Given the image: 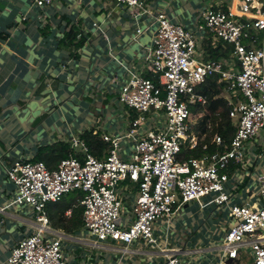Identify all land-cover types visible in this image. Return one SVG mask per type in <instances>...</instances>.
<instances>
[{
  "label": "built area",
  "instance_id": "1",
  "mask_svg": "<svg viewBox=\"0 0 264 264\" xmlns=\"http://www.w3.org/2000/svg\"><path fill=\"white\" fill-rule=\"evenodd\" d=\"M56 1L31 0L29 9ZM112 1L126 6L134 19L152 14L145 0ZM154 19L156 28L141 65L152 78L129 72L116 93L120 104L138 114L122 136L133 143L129 157L121 156L122 137L101 133L107 145L103 159L71 136L69 147L81 153L82 160L71 155L49 170L41 161L18 159L5 169L14 194L0 210L27 207L37 223L32 234L14 244L8 264H109L105 252L81 254L78 260L66 249L67 240L120 253L111 264H121L138 252L136 245L158 248L161 237L166 245L168 226H155L157 238L154 224L163 219L174 226L178 210L191 203L199 209L213 206L210 215L217 216L218 210L228 219L218 228L223 237L214 241L219 264L236 260L243 248L250 251L252 264H264V0H239L235 11L210 4L194 30L171 23L163 13ZM204 42L212 49L229 50V57L205 60ZM211 75H218L217 84H223L220 97L226 101L234 134L226 142L214 133L201 146L199 158L179 161L182 147L193 150L200 144L194 128L206 114L207 101L196 90ZM193 108L200 112L193 114ZM206 130L212 131L210 120ZM209 145L212 153H207ZM128 190L134 193L126 202L121 193ZM72 192L82 193L83 208V233L74 239L52 230L45 211L48 203ZM176 252L159 249L158 263L189 264Z\"/></svg>",
  "mask_w": 264,
  "mask_h": 264
},
{
  "label": "crops",
  "instance_id": "2",
  "mask_svg": "<svg viewBox=\"0 0 264 264\" xmlns=\"http://www.w3.org/2000/svg\"><path fill=\"white\" fill-rule=\"evenodd\" d=\"M30 1L0 0V209L14 194V185L8 181L5 169L16 160L34 162L40 156L45 166L53 170L60 160V145L70 150L69 156L82 160L81 153L71 151L68 139L76 136L84 142L85 133L105 144L106 147L94 155L103 159L107 145L100 134L122 137L130 128L138 114L120 104L116 93L129 78V72L152 78L149 72L141 70V65L156 28V13H163L171 23L186 30H194L201 24L204 8L211 4L233 11L239 0H145L152 14L137 19L130 15L126 6L112 0H58L43 9H29ZM93 23L98 27H93ZM136 29L141 33L136 34ZM71 31L75 32V41L83 39L82 45L67 46L65 41ZM207 57L206 51L204 59ZM198 111L193 108V114ZM206 116L207 113L195 123L199 143L208 132L206 122L205 132H202L201 122ZM120 146L121 156L128 158L133 147L131 139L122 137ZM132 193L134 190L121 193L124 201L128 202ZM243 198L241 196V200ZM51 208L49 203L45 207L47 217ZM67 211L71 214V210L64 212V217L68 218ZM49 222L52 230L71 239L83 233L82 227L76 233H66L55 229L50 219ZM36 225L27 207L0 210V264H8L14 244L32 234ZM197 228L185 229V241L180 237L169 238L162 248L176 250L177 257L189 264H219L220 252L214 234L208 235L211 240L208 246H189L196 241L195 234L207 235L196 232ZM65 244L78 260L81 254L87 255L78 248L87 244L79 245L74 240H67ZM109 253L104 260L111 264L115 256ZM159 258L156 249L138 250L123 262L160 264ZM229 261L226 264H236L238 258Z\"/></svg>",
  "mask_w": 264,
  "mask_h": 264
},
{
  "label": "trees",
  "instance_id": "3",
  "mask_svg": "<svg viewBox=\"0 0 264 264\" xmlns=\"http://www.w3.org/2000/svg\"><path fill=\"white\" fill-rule=\"evenodd\" d=\"M68 39L65 41L67 46H80L83 44V39H76L74 31L69 32ZM204 48L207 50L208 57L207 60H217L220 58H225L229 55V50L223 51L221 48L212 49L208 42L203 44ZM148 78V77H147ZM218 75H211L206 78L204 83H202L196 90V93L203 96L206 101V110L207 116L202 120V132H205V122L210 120L212 124V131L206 132L205 139L200 142L199 146L196 149L189 150L186 147H182L181 151L177 157L179 161L186 160L188 158H199L204 152L201 150L203 144H208L211 136L214 133L222 136L226 142L229 141L230 137L234 134V128L227 117V106L226 101L220 97L221 88L223 84H217ZM218 114V118L215 116ZM85 144L90 150V153L93 155H98L106 146L104 143L100 142L97 137L91 135L90 133H85L82 136ZM64 149V151H62ZM59 159H65L69 156L70 150L66 146H59ZM214 147L209 145L207 153H212ZM42 159L40 156H37L34 161ZM59 160V161H60ZM51 170V169H49ZM80 193V192H79ZM79 193H70L65 197L61 198L58 202L49 203L51 205V210L48 213V217L51 221L52 226L55 229H61L66 233H76L82 227L81 215H82V206L78 205V200L81 199L82 194ZM68 201V197H70ZM70 209V216L64 217L65 210Z\"/></svg>",
  "mask_w": 264,
  "mask_h": 264
},
{
  "label": "rangeland",
  "instance_id": "4",
  "mask_svg": "<svg viewBox=\"0 0 264 264\" xmlns=\"http://www.w3.org/2000/svg\"><path fill=\"white\" fill-rule=\"evenodd\" d=\"M193 111V109H192ZM263 134V133H262ZM254 178L251 177V179H249L248 181L251 182L253 181ZM257 191V188H254V192ZM242 193H238V196H241ZM246 202L250 203L251 200H249L248 198H246ZM213 206H209L205 209H199L198 206L194 203L188 204L186 207L182 206L177 214L176 217L174 219H172V223L174 224V228H172V226L170 225H166V221L161 219L158 220L153 227V235L155 237L158 238V233L159 231L157 230V228L155 229V226L157 227L160 223V227H165L168 226V233H167V237L168 239L170 238V240H175L176 237H180L182 240H186V234H185V229H191L193 230V227H198L196 229V232L199 231V233L204 232L206 233V237L200 236L198 233L195 234L196 237V241L192 242L189 244L190 247L193 246H200L202 244H205V246L210 245L211 240L208 238L209 234H214L215 236V240H217V238H222L224 235V231H222V229H218L220 226L224 225L225 222L228 221V219H222L221 217L223 216V214H221L218 210L215 211L217 216L213 217L212 215H210V213L213 211ZM227 215V214H226ZM208 219L205 221V218ZM179 220V221H178ZM203 224L200 226V222L203 221ZM205 229V231H203ZM162 231V230H161ZM159 239V245L158 248L157 247H150V246H145L144 244H139L136 245V248H138V250H154L156 249L157 251H159L160 248H162L165 243H164V239L158 238ZM78 248H82L83 252L85 254H88L90 252H101L109 255L111 251L108 250H99V249H91L90 247L87 246H78ZM116 256H120V253H112ZM129 256V255H128ZM134 255H131L130 257H132ZM250 256L251 253L248 249L243 248L242 251L239 253L238 256V262L236 264H252L251 260H250ZM126 257V256H125ZM155 256H152V259H154ZM121 264H126V262H122ZM154 264V263H152Z\"/></svg>",
  "mask_w": 264,
  "mask_h": 264
},
{
  "label": "bare ground",
  "instance_id": "5",
  "mask_svg": "<svg viewBox=\"0 0 264 264\" xmlns=\"http://www.w3.org/2000/svg\"><path fill=\"white\" fill-rule=\"evenodd\" d=\"M233 11H235V10H233Z\"/></svg>",
  "mask_w": 264,
  "mask_h": 264
},
{
  "label": "water",
  "instance_id": "6",
  "mask_svg": "<svg viewBox=\"0 0 264 264\" xmlns=\"http://www.w3.org/2000/svg\"><path fill=\"white\" fill-rule=\"evenodd\" d=\"M230 262V261H229Z\"/></svg>",
  "mask_w": 264,
  "mask_h": 264
}]
</instances>
